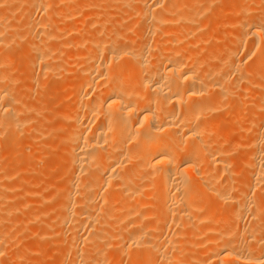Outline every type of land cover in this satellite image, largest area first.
<instances>
[{
  "label": "bare ground",
  "instance_id": "1",
  "mask_svg": "<svg viewBox=\"0 0 264 264\" xmlns=\"http://www.w3.org/2000/svg\"><path fill=\"white\" fill-rule=\"evenodd\" d=\"M198 1L0 0V5H10L0 11V58L4 56L0 59V148L6 149V158H0V164L1 159L6 161L0 167L1 231L3 221L15 215L25 222L36 220V200L19 199L17 193L19 200L8 204V193L17 187L8 183L24 171L18 174L14 169L24 157L20 139L25 131L20 128L27 123L32 124V134L43 132L45 120L40 124L36 114L46 107L42 101L30 104L28 99L36 93L44 98L50 86L58 102H69L61 111V149L65 148L61 163L66 165V177L60 187V212L53 220L59 228L56 244L66 248L43 245L36 252L56 256L60 264H116L119 251H127L130 264H153L154 254L163 260L161 264H178L182 254L177 252L182 248L194 253V259L201 258L195 250L197 239L213 231L205 244L206 255L199 258L201 264H264V7L259 10L262 14L249 15L257 5L241 9L240 4L258 1L236 0L226 23H236L235 36L242 38L225 39V33H218L212 44L208 35L207 39L195 35L224 19L215 14L207 23L198 22L202 0ZM24 5L18 15V7L22 10ZM122 14L128 16V24ZM13 19L19 20L17 25ZM61 23L67 26L63 33ZM203 39L214 45L206 46L211 48L208 53L199 48ZM20 46L21 59L28 60L26 69L17 72L10 67V53ZM31 51L34 58L29 56ZM68 73L73 75L67 77ZM64 88L67 91L61 94ZM236 91L241 96L238 99L235 93V103L228 104L226 99L230 102ZM227 106L233 113L231 122L216 118ZM249 129L253 133L248 138L242 132L236 136L247 148L240 160L249 173L242 180L248 182V189L239 191L243 183L235 178L237 163L223 155L234 137L225 138ZM43 148L36 146L28 157L33 162L28 168L29 184L42 177L37 179L42 171L34 161ZM233 178L240 184L235 196L231 195L237 187ZM221 198L226 206L234 203L229 204L230 219L226 207L223 214L228 219L222 217L223 210L221 216L216 213L214 205ZM147 205L157 211L145 212ZM148 217H152L149 222ZM245 217L249 219L246 229L250 224L247 230L242 224ZM217 225L220 228L212 230ZM52 226H45V236L51 235L48 227ZM15 230L0 232V264H37L29 254L34 243L14 246ZM189 231L193 240L186 242L183 238ZM12 250L18 254L12 255Z\"/></svg>",
  "mask_w": 264,
  "mask_h": 264
},
{
  "label": "rangeland",
  "instance_id": "2",
  "mask_svg": "<svg viewBox=\"0 0 264 264\" xmlns=\"http://www.w3.org/2000/svg\"><path fill=\"white\" fill-rule=\"evenodd\" d=\"M198 1V0H197ZM200 1V0H199ZM198 1V2H199ZM256 1H258V2H256ZM254 0V2H256V3H253V1H250V2H252V3H250V2H245V3H242V4H240V8L242 9V8H246V9H248L249 7H252V5H257V6H254V9L256 10V11H254V9L252 10V9H250V11L248 12L249 13V15L251 14L252 15V13L253 12H257V13H255L256 15H260V14H262V13H264V10H263V7H264V0ZM263 1V2H262ZM201 2V1H200ZM198 3V5L200 4V7H202V8H200V10H199V15L200 16H197L198 18H200L199 20H198V18H197V21L199 22V21H201L200 23L201 24H203V23H207V22H209L210 21V19H211V17H213L215 14H219L220 16H222V20L224 19V21L222 22V24H220V25H217L216 27H212L211 29H210V27H209V29H208V27L207 28H204V31H203V29L201 30L200 29V31L202 32V33H204V34H202V33H200V31H197L198 33V35H195V37L197 36H199V34H200V36L202 37V35H204L203 37L205 38V39H207L208 37H209V39H210V41L212 42V44H214V39H216V37H217V35H219L218 33H220V34H222V33H225V39H235V40H239V39H241V38H237L236 36H235V32H236V30H237V24L236 23H230V24H228V23H226L227 21H230V19H231V17H232V15H233V10H234V5L233 4H235V2H236V0H233V2H232V0H204V2H203V0H202V2L201 3ZM260 2H262V3H260ZM205 3V4H204ZM204 5H206V6H204ZM231 5V6H230ZM247 5V6H246ZM250 5V6H249ZM260 5V6H259ZM4 6V7H3ZM3 6H2V4L0 5V9H3V11L2 10H0L1 12H4V10L5 9H7L8 7H10V5L8 4V3H3ZM7 6V7H6ZM11 7H13V6H11ZM21 7V6H20ZM61 7V5L59 6V8ZM208 8V9H207ZM229 8V9H228ZM17 9V8H16ZM205 9H207L206 11H205ZM258 9V10H257ZM261 9L263 10V12L262 13H259L260 11H261ZM20 10V11H19ZM24 10H25V5H24V8H22V10L18 7V11L19 12H17V10H16V12L18 13V15H20V14H22L23 12H24ZM260 10V11H259ZM130 11V10H129ZM252 11V12H251ZM221 13V14H220ZM247 13V14H248ZM124 15H125V13H123ZM121 15V18L122 19H124V20H126L127 18H128V16H127V18L124 16V15ZM130 13H128V15H129ZM254 15V14H253ZM228 16V17H227ZM231 16V17H230ZM224 17V18H223ZM87 18V17H86ZM126 18V19H125ZM89 19H91L90 17H88V19H86V20H89ZM129 19V18H128ZM127 19V20H128ZM17 20V19H16ZM127 20L125 21V22H127ZM208 20V21H207ZM16 25L18 24V21L19 20H17V22L16 21H14V19L12 20ZM11 21V22H12ZM131 21H133L132 20V17H131ZM207 21V22H206ZM23 22H24V20H22L21 22H19L20 23V25H23ZM10 23V22H9ZM131 23V22H130ZM62 24V23H61ZM127 24H128V22H127ZM64 25V26H63ZM225 25V26H224ZM231 25V26H230ZM63 26V27H62ZM59 27L61 28L60 30V32H62V30L64 31L65 29H67V26L63 23L62 25H59ZM219 27V28H218ZM228 28H230V29H228ZM235 28V29H234ZM213 30V31H212ZM219 30V31H218ZM21 31V30H20ZM67 31V30H66ZM218 31V32H217ZM22 32V31H21ZM126 33L128 32V33H132V31L130 32V31H128V30H126L125 31ZM63 33V32H62ZM129 34V35H130ZM213 34V35H212ZM215 34V35H214ZM206 35H208V37L206 36ZM210 35V36H209ZM215 36V37H214ZM205 39H203V41L201 42V45H199V48L201 49V51H203L205 48H206V46L207 47H211V46H213V48H214V45H212V44H210V46H209V39L208 40H205ZM248 39V40H247ZM247 41V42H245V43H248V41H249V43L250 42H252L249 38H244L243 39V42L244 41ZM207 42V44H205ZM210 42V43H211ZM248 43V44H249ZM248 44H246V45H248ZM251 44V43H250ZM212 48V50H215V49H213ZM243 49H246L245 47L243 48ZM217 50V49H216ZM22 51H23V47L22 46H20V47H18V49L15 51H11V53L10 54H12V55H10L11 56V65L12 66H10L13 70H16L17 72L19 71V72H21L22 70H24V69H26V65H27V60H22L21 59V54H22ZM209 51H211V48H206L203 52H206V53H208ZM220 51H222V50H217V52H220ZM245 50H243V52H244ZM6 52V51H5ZM242 52V53H243ZM6 53H8V51L6 52ZM33 53H35L34 51H31L30 53H29V56L31 57V58H34L33 57ZM205 53V54H206ZM6 55V54H5ZM2 56L3 55H1V58L0 59H3L2 58ZM7 56H9V54L7 55ZM10 56H9V59H10ZM4 57V56H3ZM13 57V58H12ZM15 61V62H14ZM13 62H14V64H13ZM69 74H71V76L73 75L72 73H68V76L67 77H69L70 75ZM52 88V87H51ZM54 89L52 88L51 90H50V86H48L47 88H46V90L44 91L45 93H44V98H42L43 96V93H42V95L40 96V94H38V93H36L35 95H33V96H30V98L28 99V102L30 101V100H32V101H30V104H31V102L34 104V103H39V102H43V104H44V106L46 107V109H45V112L44 111H42L41 113L42 114H36V118H37V120L36 121H41V122H39L40 124H42V122H44V120H45V122L42 124V131L44 132V130H45V132L48 134V133H50L51 134V136H50V134H49V137H47L48 135L45 133L44 135H46V136H44L43 135V132H41L42 134H40V132H38V133H36V134H38V135H36V134H32V131H30L31 130V128H32V124H28L27 125V123H26V126L27 127H25V124L23 125L24 127H22V128H20L21 130H24L25 132L23 133V131H22V134H24V135H22L21 133H20V135L19 136H23V138H21V137H19V138H21L20 139V143L22 144V147H21V149H24L23 151L21 150V154L24 156L23 157V160L19 163V162H16V164H14V166L16 165V167L14 168L15 169V172L16 173H18V172H20L21 170L23 171V169H24V173L22 172H20L21 174L20 175H18V174H16L15 173V175H18L17 177L16 176H13L12 177V179L11 180H9V183H8V185L9 186H13V187H15V186H17V187H15L10 193H8L11 197H10V201H8V204H12L13 205V203L17 200H19V199H22V196L24 197H26V199L27 198H32L33 200V203L35 202V200L38 202V203H40V204H38L37 205V202H35L34 204H36L35 205V211H34V214H35V217H36V220H33V221H27V222H25L24 220H22V217H21V215L19 216H14V217H10V219H8V220H5V221H3V227H2V229H4L5 228V230H0V232L1 233H4V234H9L11 231H12V229H13V227H14V229H16L15 231L17 232V235L18 236H16V240L15 239H13V240H15L16 242H14L15 243V245L14 246H17L19 243H22V242H24V241H27V242H31V243H34L35 244V247H34V250H32L29 254H30V256L32 257L31 259H33L32 261H34V262H36L37 264H60V258H55L56 256H52V257H50V258H47V256H46V254H44L45 252L44 251H41L40 250V252H36L37 250H35V249H38L39 247L38 246H40L41 248L43 247V245H47V246H55L56 245V247H58L60 250H61V248H62V250L64 249L65 250V248H66V246L65 245H62L61 247H59L56 243H57V241H56V238H55V233L56 232H58L59 231V228L57 227V225L55 226V221L53 222V220H55V218L57 217V215H58V213L60 212L59 210H60V200H61V195H60V187H61V185H62V183H63V181H64V179H65V171H66V165L65 164H62L61 163V158H62V155H63V153H64V151H65V148L64 149H61V148H63L62 146H64V144H63V142H62V140H61V138H62V134H63V130L61 129V127H62V122H63V116H62V114H61V111L63 110V108L66 106V105H68V101H62V102H58L57 100H56V92L55 91H53ZM46 91H47V93H46ZM66 91H67V89L66 88H64V89H61V94H65L66 93ZM237 92L238 91H236V92H234V94L236 93L237 94ZM238 93H240V92H238ZM233 95V96H231V98H232V100L229 102V100H230V98H229V100H227L226 99V101H227V103L229 104V103H232V104H234L235 102H234V100H233V98H237V95H238V99H239V97L241 96L240 94H237V95ZM247 100L248 99H250V96L248 97L247 96V98H246ZM237 100V99H236ZM237 101H239L238 102V104L240 103V102H242V100H237ZM236 101V102H237ZM47 110V111H46ZM54 110V111H53ZM59 112V114H57L56 115V113H58ZM218 112H221L220 114L218 113ZM217 113H216V118H223L224 120H226V121H229V122H231V120H232V117H233V113H231V112H229L228 111V106L225 108H222L220 111H218ZM48 113V114H47ZM217 114H219V115H217ZM228 114V115H227ZM38 115V116H37ZM41 117V118H40ZM62 117V118H61ZM41 120H40V119ZM49 118V119H48ZM60 119V120H59ZM57 121V122H56ZM46 123H48L47 124V126H46ZM55 123V124H54ZM52 124H53V126H52ZM30 125V126H29ZM56 127H55V126ZM60 125V129H57V126H59ZM46 128H45V127ZM50 126H52V128L50 127ZM49 127H50V129H52V130H54L55 132H57V133H55L54 131H51L50 129H49ZM56 128V129H55ZM253 129V128H252ZM61 130V131H60ZM251 130L249 129L248 131H239V130H237L236 132H234L233 134H231V135H229V137L228 136H226V140H228V139H231V137L233 138V139H231V141H233L234 140V143L232 142L231 143V145H229V143L230 142H228V141H226L225 139H224V137H222L226 142H225V145L227 146V144L229 145V150H227L228 152H226V153H228V156H227V154L226 153H224L223 155L227 158V160L229 159L228 157H230V161H231V159H232V162H233V160H235V163H237V166H236V173L237 174H235L236 176H235V178H236V180L237 181H241L242 183H243V179L244 178H246V177H248V175H249V173H248V171L246 170V169H244V167H243V165H242V162H241V160L240 159H242L243 157H244V155L246 154V151H247V148H246V146L245 147H243V146H241L240 145V142L239 141H241L239 138L240 137H236V136H241V134H240V132H242V134H243V136L244 137H249V135L251 134L252 135V133L254 132V129H253V132L252 133H249ZM245 132V133H244ZM54 133V135H52ZM235 133H237V134H235ZM39 134H40V138H39ZM55 134H57V136L55 135ZM60 134V135H59ZM247 134V135H246ZM41 135H43V136H41ZM232 135H234V136H232ZM37 139H36V138ZM54 137V138H53ZM61 137V138H60ZM43 138V139H42ZM60 138V139H59ZM221 138V139H222ZM44 139H45V141H44ZM47 139V140H46ZM48 139H50V140H48ZM53 139H55L56 141H53ZM42 140V141H41ZM38 141H39V143H38ZM50 141V142H49ZM46 142H48V143H46ZM52 142H55L56 144L55 145H51L52 144ZM228 142V143H227ZM31 143V144H30ZM42 143V144H41ZM51 143V144H50ZM58 143V144H57ZM62 143V144H61ZM50 144V145H49ZM54 144V143H53ZM61 144V145H60ZM240 146H239V145ZM0 145H1V143H0ZM40 145H44V148L41 150V151H37L36 153H35V155L37 156V160L36 161H34L35 163V166H36V169L40 172V171H42V172H40V175L37 177V179L39 178V177H41V178H39V180H34L35 182H32V184H34L35 183V186L34 185H32V184H29V183H27V181H26V179L29 177V173H30V171H29V166L30 165H32V161H29V159H28V157L29 156H31L33 153H34V148L36 147V146H40ZM58 145V146H57ZM1 146H3V145H1ZM225 146V148L227 149V147ZM233 146V147H232ZM236 146V147H235ZM239 146V148H237ZM29 147V148H28ZM243 149H242V148ZM26 148H28V149H26ZM235 148V149H234ZM246 148V149H245ZM46 149V150H45ZM57 149V150H56ZM226 149H225V151H226ZM244 149H245V151H244ZM4 147H2V148H0V152H1V155H0V158H2V157H5V151H6V149L4 150ZM32 152H30V151ZM236 150V151H235ZM233 151V152H232ZM61 153V155H59ZM240 153V154H239ZM232 154V155H231ZM238 155V156H236V155ZM2 155H4V156H2ZM57 155V156H56ZM48 156H50V158L48 157ZM53 156V157H52ZM60 156V157H59ZM56 157V158H55ZM233 157H235L234 159H233ZM240 157V158H239ZM6 158V157H5ZM5 158H4V160H5ZM53 158H55V159H53ZM53 159V160H52ZM3 159H1V162H2V164H0V167H4V163L6 162H3L2 161ZM44 160V161H43ZM238 160H240L239 162H238ZM237 161V162H236ZM42 162V163H41ZM234 163V162H233ZM241 163V164H240ZM30 164V165H29ZM33 164V165H34ZM23 165V166H22ZM37 165H39V168H38V166ZM236 165V164H235ZM238 165H239V167H238ZM17 166H19V167H17ZM25 166V167H24ZM44 166V167H43ZM238 167V168H237ZM16 168H18V169H16ZM42 168V169H41ZM44 170V171H43ZM18 171V172H17ZM241 172V173H240ZM239 174V175H238ZM248 174V175H247ZM3 175V174H2ZM28 176V177H27ZM234 176V175H233ZM242 176V177H241ZM14 177H15V180L13 181V179H14ZM18 177H22L23 178V180H22V178L20 179L19 178V180H18ZM18 180V182H17V180ZM234 179V178H233ZM232 179V180H233ZM21 180L23 181L22 183L23 184H25L24 186H21L20 185V183H21ZM63 180V181H62ZM236 180L234 179V183L236 182ZM15 183V184H12L13 182ZM19 181H20V183H19ZM17 183H18V185H17ZM22 184V185H23ZM236 184V183H235ZM234 184V186H237V187H235V189L233 188L232 190H233V192H231L232 194V196H233V194H234V196L235 195H238L239 194V191H243V189H245L246 190V188L248 189V182L245 184V183H243V185L241 184V186L239 187V188H241V189H239L238 188V186L240 185V184H236L235 185ZM245 184V185H244ZM28 185H31V186H33L32 188H33V191L31 190L32 188L30 187V186H28ZM19 186H21L23 189H21V187L19 188ZM28 186V187H27ZM38 188H37V187ZM52 186V187H51ZM244 186V187H243ZM30 187V188H29ZM34 187H36L37 189H39V188H41V190L39 189L38 191H37V189H34ZM44 188H46L45 190H44ZM58 188H59V190H58ZM236 188H238L239 189V191H238V189H236ZM16 190H18V191H16ZM44 190V191H43ZM150 191H152V188H150L149 189ZM231 190V191H232ZM28 193H27V192ZM29 191H32V192H34V193H29ZM58 191H59V193H58ZM235 191H237V193L235 192ZM4 192V191H3ZM2 192V193H3ZM24 192H25V194H24ZM43 193L42 195L40 194V193ZM253 192V191H252ZM1 193V192H0ZM5 193V192H4ZM4 193H3V195H4ZM17 193H18V196H17ZM39 193V194H38ZM236 193V194H235ZM241 193V192H240ZM254 193V192H253ZM33 195H35V196H33ZM37 195H41V196H37ZM156 195H158V194H156ZM16 196H17V198L18 197H20L21 196V198H19V199H16ZM28 196H30V197H28ZM32 196V197H31ZM36 196H37V199L38 198H43V199H40V200H37L36 199ZM45 197V198H44ZM157 197V196H156ZM209 198V197H208ZM16 199V200H15ZM58 199V200H57ZM205 199H207V198H205ZM220 199V198H219ZM218 199V200H219ZM222 199L223 198H221V200H217L218 201V207H217V204H215L214 206L216 207V208H218V209H216V213H218L220 216H221V214H223L224 212H225V210H226V212H228L229 214H227V213H225V214H227V216H229V219H230V217H231V211H232V205H234V203L233 202H231V206H229V204L226 206V200H224L222 203L224 204L225 203V205H223V204H221V201H222ZM57 200V201H56ZM208 200V199H207ZM210 200H212L211 198H210ZM56 201V202H55ZM43 202V203H42ZM214 202V203H215ZM229 201H227V203H228ZM16 203V202H15ZM54 204V205H53ZM58 204V205H57ZM148 206V207H147ZM145 208H144V211L145 212H148V211H151L152 209H156L155 211H157V208L154 206V208H152V205H147ZM149 206H151V207H149ZM8 207L9 206H4V209H8ZM55 207H58L57 209L55 208ZM223 207L225 208V210H223ZM231 207V208H230ZM38 208V209H37ZM148 208H149V210H148ZM152 208V209H151ZM222 208V209H221ZM47 209V210H46ZM219 209H221V210H219ZM55 210H56V213H55ZM147 210V211H146ZM223 210V212L220 214V212ZM48 213H47V212ZM220 211V212H219ZM58 212V213H57ZM37 213V214H36ZM157 213H159V209H158V212ZM156 213V214H157ZM45 214H47V215H45ZM56 214V215H55ZM225 214H223L222 215V217H226L227 219H228V217L227 216H225ZM55 215V216H54ZM149 219H147L146 221L147 222H149L150 221V219L152 218V217H148ZM246 218L248 219V217H245V220H244V222L242 221V224L244 225V227H245V230H247L248 228H249V226H250V224L249 223H247L248 221H249V219L248 220H246ZM12 219V220H11ZM113 219V218H112ZM10 220V221H9ZM114 220L116 221L117 219H115L114 218ZM49 221V222H48ZM145 221V222H146ZM245 221H247L246 223L247 224H249V225H247L248 227H247V229H246V224H245ZM146 222V223H147ZM46 223V224H45ZM48 224L49 225H51V224H53V226L52 227H48L49 228V230H50V232H52L51 233V235H44L43 233L45 232V226L47 227L48 226ZM9 225H10V227H9ZM15 225L18 227V230H17V228H15ZM159 225L161 226V224H158V227H159ZM243 225H240V227H242L243 228V230H244V227H243ZM216 228H214V229H212V230H215V229H219L220 227H219V225H217V226H215ZM239 227V229H241ZM8 229V232H7V229ZM11 230V231H10ZM244 230V231H245ZM35 231V232H34ZM240 231H242V229L240 230ZM189 232H191V231H189ZM189 232H187L186 233V237H185V239L183 238V240H185L186 242H188V241H190V240H193V238H192V232L191 233H189ZM243 232V231H242ZM19 233V234H18ZM207 233V234H206ZM205 233V235L203 236V237H201V238H198L197 239V245H196V249L195 250H197V251H199V253L197 254V255H200L201 254V258L199 257V256H196V259L198 258H200V259H202V258H204V256L206 255V253H204V250H206V247H207V245H205V244H207V239H208V236L209 235H211L212 233H213V231H209V233H208V231ZM190 237H191V239H190ZM15 238V237H14ZM206 238V239H205ZM35 239V240H34ZM114 239H116V238H114ZM205 239V240H204ZM12 240V241H13ZM30 240V241H29ZM117 240V239H116ZM204 241V242H202V241ZM66 241H68V240H66ZM113 241H115V240H113ZM18 242V243H17ZM43 242V243H42ZM202 242V243H201ZM202 244V245H201ZM202 247H201V246ZM198 246V247H197ZM16 249V247H13V249ZM41 248H39V249H41ZM114 248H116V247H113V249ZM39 249H38V251H39ZM112 249V248H111ZM110 249V250H111ZM187 249V248H186ZM182 251H180V253L179 252H177V255L179 256L180 254H182V257L181 256H179V258H182L181 259V261L180 262H182V263H178V264H199L201 261H200V259L198 260H196V259H194L195 258V256H194V253H192V252H189V251H187V250H185V248H182L181 249ZM184 250L185 251H187L186 253H184ZM17 250H12V255L14 254V255H16L15 253H17L16 252ZM33 251H35V252H33ZM131 251H132V249H131ZM131 251H128V254H131L130 252ZM145 251H146V253H147V250L145 249ZM120 252L121 251H119L118 253H116L117 255H115V261H116V264H130L129 263V255H125V253L127 252H121L122 254H124L125 256H122L121 254H120ZM149 252H150V250H149ZM152 252V251H151ZM43 253V254H42ZM179 253V254H178ZM184 253V254H183ZM18 254V253H17ZM185 254H186V256H185ZM149 255L152 257V255H153V252H152V255L149 253ZM155 255V256H154ZM153 255V257H155L154 259H152L153 261H151L153 264L155 263V264H159V262H157L158 260L160 261L161 259H159L158 258V256L156 255V254H154ZM121 256V257H120ZM126 256H128L127 258H126ZM203 256V257H202ZM151 257H149L150 258V260H151ZM189 257V258H188ZM192 257V258H191ZM54 258V259H53ZM124 258V259H123ZM158 258V259H157ZM187 258V259H186ZM125 259H126V261H128V263L125 261ZM192 259V260H191ZM193 259H194V261H193ZM43 260V261H42ZM48 260V261H47ZM50 260V261H49ZM130 260H132V257H131V259ZM188 260V261H187ZM122 261V262H121ZM161 261H163V260H161ZM161 261H160V264H161ZM185 261H187V262H185ZM193 261V262H192ZM131 262V261H130ZM184 262V263H183ZM190 262V263H189ZM163 264H164V262H162ZM201 264V263H200Z\"/></svg>",
  "mask_w": 264,
  "mask_h": 264
}]
</instances>
